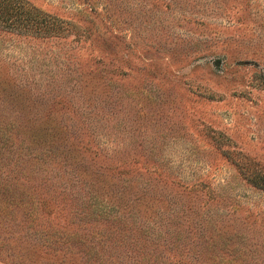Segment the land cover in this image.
I'll return each instance as SVG.
<instances>
[{
    "label": "rangeland",
    "instance_id": "374dc122",
    "mask_svg": "<svg viewBox=\"0 0 264 264\" xmlns=\"http://www.w3.org/2000/svg\"><path fill=\"white\" fill-rule=\"evenodd\" d=\"M15 1L0 264H264V0Z\"/></svg>",
    "mask_w": 264,
    "mask_h": 264
},
{
    "label": "trees",
    "instance_id": "16d2710c",
    "mask_svg": "<svg viewBox=\"0 0 264 264\" xmlns=\"http://www.w3.org/2000/svg\"><path fill=\"white\" fill-rule=\"evenodd\" d=\"M53 18V20H52ZM12 19V20H11ZM5 21V22H10L14 24L17 22H22V23H26L28 25V23L31 24H39V25H45L46 27L49 26V22L54 21L56 22V20H59V18L55 17V16H51V14L47 13V12H42L40 13L39 11L33 9V8H23L19 5H17V1L15 0H0V21ZM63 22V21H60ZM68 22V21H67ZM47 198H45L43 201V209H41L42 211H45V213L47 214H53L55 213L57 215L56 212H54V206H49V203L51 205H53L52 202H47L48 200H46ZM23 202V201H22ZM13 204V196L11 195L10 191H9V187L4 184V186H0V216L3 214L4 209L8 208L9 205ZM34 206H30V210L28 212H26V216L28 217V219L31 221V219L33 220V214L36 213V211H34L33 209ZM36 208V207H35ZM34 208V209H35ZM34 211V212H33ZM47 233H49V231H46ZM54 232V243H55V247L59 248L61 250H64L63 248L67 247V248H71L75 243H84L86 242L85 239H75L72 238L71 235H66V233L61 232L59 229L53 230ZM44 234V233H43ZM73 234V233H72ZM79 235V234H78ZM75 239V240H74ZM42 242H38L35 245L41 246V247H46L49 244H51V242H49L47 240V238H45L44 236H42ZM38 246H36V248L34 249V252H36L39 248ZM65 252V251H64ZM62 258L59 259H54L52 258L53 255L48 256L47 259L49 260V262H60V263H65V258H68L67 253H63V255H61ZM34 259H38V258H34Z\"/></svg>",
    "mask_w": 264,
    "mask_h": 264
}]
</instances>
